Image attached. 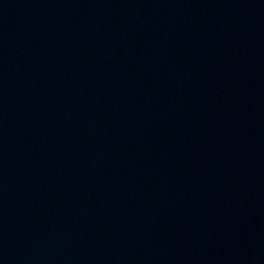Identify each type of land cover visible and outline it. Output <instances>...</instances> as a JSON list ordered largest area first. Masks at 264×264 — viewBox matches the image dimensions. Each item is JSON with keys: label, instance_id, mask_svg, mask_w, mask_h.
I'll return each mask as SVG.
<instances>
[{"label": "water", "instance_id": "1", "mask_svg": "<svg viewBox=\"0 0 264 264\" xmlns=\"http://www.w3.org/2000/svg\"><path fill=\"white\" fill-rule=\"evenodd\" d=\"M0 264H264V0H0Z\"/></svg>", "mask_w": 264, "mask_h": 264}]
</instances>
